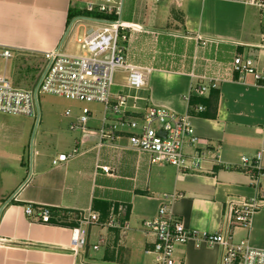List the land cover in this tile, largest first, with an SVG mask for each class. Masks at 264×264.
Returning <instances> with one entry per match:
<instances>
[{
  "label": "crops",
  "instance_id": "0c3cea01",
  "mask_svg": "<svg viewBox=\"0 0 264 264\" xmlns=\"http://www.w3.org/2000/svg\"><path fill=\"white\" fill-rule=\"evenodd\" d=\"M86 1L0 0V46L17 56H41L68 37L62 45L66 47L73 36L71 24L82 18L68 22V14L83 12ZM114 1L121 3V21L136 28L126 32L127 63L150 70L143 90L134 92L125 84L120 92L139 96L140 107L187 116L195 136L203 142L197 147L203 154L200 170L178 172L171 166L151 165L145 155L127 148L125 137L117 140L118 149L97 148L95 132L69 128L84 107L76 116L66 111L69 116L64 113L68 120L63 125L46 120L34 141L29 173L23 153L13 173L6 174L13 182L0 192V264H153L144 250L154 239L142 231L143 220L165 206L190 231L220 232L228 200L260 206L251 216L250 228H236L231 235L234 242L247 241L264 250V182L252 181L235 168L240 158L264 152V80L233 74L212 89L201 79L222 74L237 55L252 59L256 70L264 74V25L258 12L231 1ZM89 25L80 22L72 28L80 36V30ZM142 40L145 47H132ZM140 58H145V67L135 63ZM202 85L208 90L198 96L195 89ZM192 94L204 100L205 104L195 105L202 106V112L189 107L186 98ZM103 117L102 111L94 120L92 113L88 124L95 121L96 128L87 124V129L97 131ZM68 130L72 133L67 134ZM53 135L64 143L55 142ZM74 147L76 155H72ZM193 149L186 146L185 153ZM62 154L67 160L53 164ZM225 165L232 168L222 169ZM102 167L111 172L104 173ZM28 205L50 209V224L26 217L24 207ZM87 212L97 214L101 223L113 213L127 228L87 227L86 249L74 257L70 252L72 230ZM99 237H104L105 245L93 251ZM221 254L218 246L189 242L176 248L174 256L180 264H219Z\"/></svg>",
  "mask_w": 264,
  "mask_h": 264
},
{
  "label": "built area",
  "instance_id": "2783aa9c",
  "mask_svg": "<svg viewBox=\"0 0 264 264\" xmlns=\"http://www.w3.org/2000/svg\"><path fill=\"white\" fill-rule=\"evenodd\" d=\"M216 1H231L253 7L264 25V0ZM84 5L83 12L87 15L73 21L71 26L80 22H88L90 25L81 36L78 29L70 27L73 36L67 45L75 49V52H67V48L60 45L51 52L43 53L40 56L43 66L37 76L34 90H22L12 84L6 76L5 67L16 54L12 49L0 46V63L5 64L4 68L0 69V113L32 118L37 125L40 118V94L55 95L85 104L97 103L102 106L104 114L100 128L97 131L87 129L92 112L84 107L76 122L70 125L71 131L86 134L95 132L98 136L97 148L118 149L117 140L125 137L127 148L145 155L151 165L171 166L178 172L199 171L203 154L197 147L203 142L195 136L187 116L163 108L140 107L138 103L142 99L137 95L112 93L115 72L126 74V88L134 92L146 87L150 74L149 69L132 66L126 61V32L136 28H130L121 21V3L114 0H87ZM261 48H264V36ZM233 74L241 77L251 75L255 81L264 80V74L256 70L252 59L242 58L240 55L234 57L222 74L201 79L207 80L209 88L215 89ZM207 90L208 86L202 85L196 87L195 93L202 96ZM194 110L199 113L204 109L202 106H195ZM65 116H69V112H66ZM186 146L194 147L189 155L185 153ZM77 152V147H74L72 155ZM65 160L67 156L62 154L53 164ZM231 168L227 165L222 167L225 170ZM235 168L247 174L252 181L264 182V152H259L251 158H240ZM100 169L106 174L111 172L108 167ZM259 207L254 202L228 200L225 203L223 230L199 233L186 229L181 221L162 206L154 217L141 223L142 231L154 239L144 253L152 256L153 264H180L174 256L176 248L194 242L199 246L220 247L222 254L219 264H264V250L251 247L247 241L234 242L231 235L232 230L236 228L249 229L251 216ZM24 215L28 218L35 216V220L42 224H50L52 218L50 209H34L30 205L24 207ZM59 223L61 224L60 221L57 222ZM77 223V227L72 230L70 245V252L74 257L82 255L86 249L87 227L98 225L122 231L127 228L126 224H119L113 213L101 223L97 214L87 212ZM104 245V237H99L92 250L97 251Z\"/></svg>",
  "mask_w": 264,
  "mask_h": 264
},
{
  "label": "rangeland",
  "instance_id": "374dc122",
  "mask_svg": "<svg viewBox=\"0 0 264 264\" xmlns=\"http://www.w3.org/2000/svg\"><path fill=\"white\" fill-rule=\"evenodd\" d=\"M82 32L83 30H80V36ZM67 40L68 37L63 41V46L66 45ZM141 42L142 43L135 42L137 43L136 45L135 43L131 45L138 50L140 46L137 45L144 43L143 40ZM127 46L128 45H126V48ZM143 47H145L144 44ZM66 48L67 52H75V49H72L70 45H67ZM134 54L136 53L134 52ZM144 62L145 58H140L135 63L140 67H145L143 65ZM4 66V63H0V69H3ZM42 66L43 60L40 56L20 54L18 56L15 55V57L6 64L5 73L16 88L29 91L35 89L37 76ZM126 77V74L121 71L115 72V88L112 90L120 92L122 87L126 84ZM82 107H87L91 110L94 114V120L99 119L102 115V106L97 103L85 104L64 97L47 94H40L38 96L40 118L37 125L32 118L0 113V192H4L13 182L11 178H6V174L13 173L16 167V161L22 157L20 155H23V153L25 170L27 174L29 173V161L32 150L34 149V141H36L37 133L45 121L49 120L50 122L63 125L66 123V120H68V118L64 116L66 111L69 110L72 115L74 114L76 116L78 110ZM88 127L95 129V121L89 122ZM67 132V134L72 133L69 130ZM74 134L79 136V134ZM52 139L57 143H64L63 138L61 139L54 136Z\"/></svg>",
  "mask_w": 264,
  "mask_h": 264
},
{
  "label": "trees",
  "instance_id": "16d2710c",
  "mask_svg": "<svg viewBox=\"0 0 264 264\" xmlns=\"http://www.w3.org/2000/svg\"><path fill=\"white\" fill-rule=\"evenodd\" d=\"M86 15L87 14L85 12H81V13H77V14L69 13L68 14V22L74 17L86 16ZM187 102H188L189 107H193V106L198 105V104L202 105V103L205 104L203 99L201 100L198 97L194 96L193 94L188 97Z\"/></svg>",
  "mask_w": 264,
  "mask_h": 264
}]
</instances>
